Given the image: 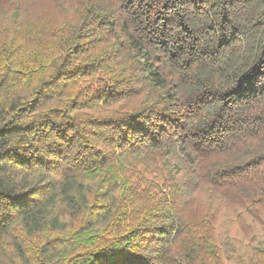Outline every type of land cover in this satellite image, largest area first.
<instances>
[{"label": "trees", "instance_id": "obj_1", "mask_svg": "<svg viewBox=\"0 0 264 264\" xmlns=\"http://www.w3.org/2000/svg\"><path fill=\"white\" fill-rule=\"evenodd\" d=\"M0 264H264V0H0Z\"/></svg>", "mask_w": 264, "mask_h": 264}, {"label": "rangeland", "instance_id": "obj_2", "mask_svg": "<svg viewBox=\"0 0 264 264\" xmlns=\"http://www.w3.org/2000/svg\"><path fill=\"white\" fill-rule=\"evenodd\" d=\"M232 226H233V224L224 223V222L221 221V224H220L219 228H220V231H223L225 228H228V227L232 228Z\"/></svg>", "mask_w": 264, "mask_h": 264}]
</instances>
